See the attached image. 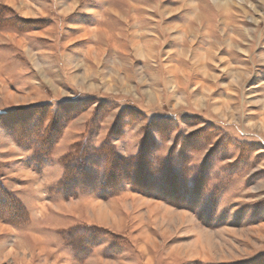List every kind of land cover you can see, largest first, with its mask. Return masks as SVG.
<instances>
[{
	"label": "rangeland",
	"instance_id": "obj_1",
	"mask_svg": "<svg viewBox=\"0 0 264 264\" xmlns=\"http://www.w3.org/2000/svg\"><path fill=\"white\" fill-rule=\"evenodd\" d=\"M30 109L0 264H264V0H0V115Z\"/></svg>",
	"mask_w": 264,
	"mask_h": 264
},
{
	"label": "trees",
	"instance_id": "obj_2",
	"mask_svg": "<svg viewBox=\"0 0 264 264\" xmlns=\"http://www.w3.org/2000/svg\"><path fill=\"white\" fill-rule=\"evenodd\" d=\"M66 108H67V112L69 113L70 117H72L73 115H75L79 112L78 110L74 109L73 106L66 105ZM34 111L35 110H31V109L30 110H17V111H13L12 113L2 114V115H0V119L2 120L1 123H2L3 127L8 129L9 131H12V133H15L13 130L15 127V124L12 123L11 119H16L19 116H21L22 114L24 116L28 117V116H30V112H34ZM36 113H39V111H37ZM52 133H51V135L45 136V139L49 140V142L51 144L53 143L52 141L57 140L61 137V134H59L60 133L59 131H56L57 134L56 133L52 134ZM50 143H48L47 145L50 146ZM107 147L108 146H105V148H103V150H104L106 156L110 155V157H112V155L114 153L110 149H108ZM36 154L39 155V154H43V153L41 150H39ZM87 155L88 154H86V156ZM105 160H106L105 161V163H106L105 164L106 165L105 176H104V180L101 184V189L104 191V193L107 191H108V193L109 192H115V191H117V189H119L118 179L116 180V183L113 181L114 180L113 177L116 174L115 172L117 171V169L115 167L112 168V166H110L109 159L106 158ZM35 163H37V165L41 164L40 162H35ZM120 164L122 165V163H120ZM38 167H40V166H38ZM134 168L138 169V167H134ZM37 169L39 170L40 168H37ZM89 180H90V182H88ZM93 183H94V177L91 175V172L84 169V165H82V163H80L78 165V167L68 169L66 172L65 179H64V186H63V192L65 194L64 196L70 197V196H75L76 193H78V192L84 193L88 189L93 188V186H94ZM1 196L4 199H6V201L8 200L7 203H8L9 208H11V207L15 208V202L16 201L15 202H14V200L11 201V203H13V206H11L9 204L10 199H13V198L9 197V193L6 190H2Z\"/></svg>",
	"mask_w": 264,
	"mask_h": 264
},
{
	"label": "crops",
	"instance_id": "obj_3",
	"mask_svg": "<svg viewBox=\"0 0 264 264\" xmlns=\"http://www.w3.org/2000/svg\"><path fill=\"white\" fill-rule=\"evenodd\" d=\"M12 159H14V158H12ZM27 159H28V158L26 157V158H25V162L27 161ZM20 164H21V162H20V163H19V162H16V163H15V170H14V171L17 170V168H18V166H19ZM29 166H30V164H29ZM19 171H20V170H19ZM33 175L36 176V177L39 176V175H37L36 173H33Z\"/></svg>",
	"mask_w": 264,
	"mask_h": 264
},
{
	"label": "bare ground",
	"instance_id": "obj_4",
	"mask_svg": "<svg viewBox=\"0 0 264 264\" xmlns=\"http://www.w3.org/2000/svg\"><path fill=\"white\" fill-rule=\"evenodd\" d=\"M92 205V204H91ZM99 208V207H98ZM101 211V210H100Z\"/></svg>",
	"mask_w": 264,
	"mask_h": 264
}]
</instances>
